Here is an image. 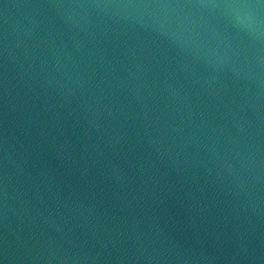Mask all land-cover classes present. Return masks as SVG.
Segmentation results:
<instances>
[{
    "label": "water",
    "instance_id": "obj_1",
    "mask_svg": "<svg viewBox=\"0 0 264 264\" xmlns=\"http://www.w3.org/2000/svg\"><path fill=\"white\" fill-rule=\"evenodd\" d=\"M0 264H264V0H0Z\"/></svg>",
    "mask_w": 264,
    "mask_h": 264
}]
</instances>
